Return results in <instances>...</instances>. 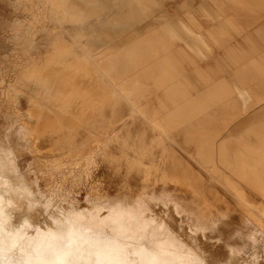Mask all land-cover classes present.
Wrapping results in <instances>:
<instances>
[{"label": "bare ground", "instance_id": "1", "mask_svg": "<svg viewBox=\"0 0 264 264\" xmlns=\"http://www.w3.org/2000/svg\"><path fill=\"white\" fill-rule=\"evenodd\" d=\"M165 1L49 0L63 19H94L97 28L80 30L76 37L89 64L58 46L39 60L49 92L58 79L77 80V71H83L93 88L85 96L94 98L102 115L128 99L125 82L135 73H148L159 84L156 105L164 114L153 128L169 146L184 152L194 148L193 164H182L186 172L175 168L172 175L161 166L151 169L147 185L131 200L93 184L86 206L71 195L57 205L54 199L65 190L58 183L47 187L51 199L46 201L38 190L48 170L42 166L37 178L32 174L35 179L24 174L19 155L26 148L14 137L28 148L34 131L54 122H42L41 116L57 110L12 88L26 96L29 109L26 117L18 99L9 108L0 105L8 124L0 130V264H264V0H199L198 6L179 0L183 20L162 12ZM156 13L154 24L139 29ZM97 56L104 59L102 66ZM67 57L74 62L66 64ZM112 57L118 68L107 75ZM36 58L27 62L29 79L36 74ZM95 71L103 78L94 82ZM1 85L0 98L12 99L15 91ZM110 147L98 140L82 164L55 155L45 167L70 165L79 171L66 175L90 177L84 170ZM142 158L137 166L149 167ZM191 165L214 176L237 206L225 210L214 184H199ZM22 202L29 212L14 228V212ZM40 213L48 214L43 222L37 219Z\"/></svg>", "mask_w": 264, "mask_h": 264}, {"label": "rangeland", "instance_id": "2", "mask_svg": "<svg viewBox=\"0 0 264 264\" xmlns=\"http://www.w3.org/2000/svg\"><path fill=\"white\" fill-rule=\"evenodd\" d=\"M48 1L0 0V85L2 84L1 89L15 91L13 97L15 99L1 95L5 98H0V105L9 108L10 102L18 99L24 115L28 117L26 113L29 109L28 100L25 95L16 92L18 89L43 103L45 108L57 110V113L48 111L45 116H41L42 122L47 119H53L54 122L50 127L42 128L39 133L34 131L32 143L28 148L20 141L19 136L14 137L23 148H26L22 155H19V168L24 174L32 176L34 173L33 176L37 178L42 166H44L42 170L45 172L48 170V176L43 174L47 180L42 183L43 187L38 190V195H45L44 199L49 201L51 197L47 187L54 188L56 184L63 183L64 193L56 197L54 202L57 205L62 204L65 198L71 195L84 207L95 184L101 185L102 189L113 197L121 194L131 200L139 196L142 186L147 185L146 179L151 169L161 166L164 174L172 175L175 168L181 167L180 169L186 172L182 164H193L195 149L192 148L190 151L188 148L187 152H184L174 144L169 146L154 130L153 125L161 124L164 114L156 105L159 84L148 73H135L125 82L123 90L128 99H122L114 111L107 108L104 115L96 111L94 98L92 96L88 98L89 94L85 96L84 92L88 89L92 91L93 88L83 71H77V80L71 78L65 82L58 79L59 82L55 83L51 92L47 90L45 86L47 73L39 60L41 54H48L53 50V46L64 47L77 54L83 63L89 64L86 60L87 51L78 43L76 37L80 30L90 32L97 28L94 19H87L82 23L63 19L56 14ZM181 5L182 2L179 0H166L162 12L183 20ZM193 5L198 6L199 0H194ZM155 15L141 24L139 29L154 24L160 13ZM238 42H242L240 38ZM33 56L38 58H36L38 66L36 74L29 79L26 67L28 60ZM214 56L219 57V52H215ZM103 61V58L96 57L99 66L103 65ZM73 62V57L66 58V64ZM118 64V59L112 57L104 69L106 74L111 75L118 68ZM53 72L57 74L56 67ZM98 77L101 76L95 71L92 81L95 82ZM2 80L5 82L2 83ZM12 88L16 90L13 91ZM7 127L8 124L0 113L1 132ZM81 139H86L88 144L83 145ZM98 140H105L111 147L102 153L101 159L96 164L93 163L89 170H84L91 173L90 177L66 175L79 171L70 165L53 168L55 171L45 167V164H51L56 160L55 155L62 157L67 155L79 165L82 164L83 157L87 156L89 151L90 153L93 151ZM30 149H33L32 153L29 152ZM34 157L38 159H33ZM140 157H144L143 162L150 166L139 168L137 159ZM73 160L71 162L75 163ZM192 168L199 184L206 183L205 181L214 184L212 186L206 183L215 190L218 202L225 210L237 206L234 195L223 185L216 183L214 176H210L200 165H193ZM54 172L57 174L52 175ZM28 212L27 202L25 204L22 202L20 208L14 212V228ZM20 218L21 220H18ZM47 218V213H40L37 219L43 222Z\"/></svg>", "mask_w": 264, "mask_h": 264}]
</instances>
